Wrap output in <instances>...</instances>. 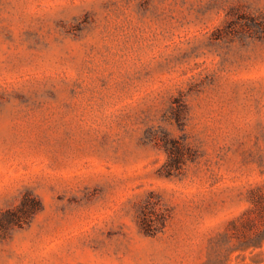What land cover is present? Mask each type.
Returning a JSON list of instances; mask_svg holds the SVG:
<instances>
[{"label": "rangeland", "instance_id": "rangeland-1", "mask_svg": "<svg viewBox=\"0 0 264 264\" xmlns=\"http://www.w3.org/2000/svg\"><path fill=\"white\" fill-rule=\"evenodd\" d=\"M0 264H264V0H0Z\"/></svg>", "mask_w": 264, "mask_h": 264}]
</instances>
